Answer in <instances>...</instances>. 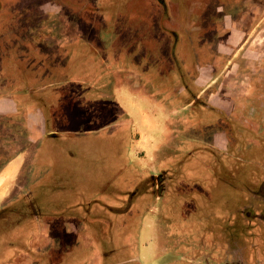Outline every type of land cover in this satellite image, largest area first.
<instances>
[{"label":"rangeland","instance_id":"obj_1","mask_svg":"<svg viewBox=\"0 0 264 264\" xmlns=\"http://www.w3.org/2000/svg\"><path fill=\"white\" fill-rule=\"evenodd\" d=\"M55 1L57 5L63 7L61 10L75 11L83 9V13L73 17V12L69 15L60 12L56 15L57 19L61 18L59 21L33 22V20L31 23L28 22L27 18L26 20H19L17 16L9 15L0 21V28L10 31L20 28L27 32H31L32 29L36 31L53 29L57 33L70 29L74 33L87 34L88 23L80 20L83 18V14L89 13L91 7L84 6L82 3L80 5L75 4L74 2H77L75 0ZM139 3L133 2L129 6L132 15L128 19L117 15L116 22V18L111 16L112 22L108 23V20H106L104 23L102 20L105 16H101L98 17V19L102 18L100 22L96 21L98 23L96 27L98 30H103L106 26L107 30H114L118 33L113 49L116 53L124 48L125 43H129L131 50L136 49L139 53L143 49L141 45L144 41L146 40L150 45L152 38L153 47L159 46L158 48L165 55H161L159 52L153 54V56L148 55V61L157 65L161 64L160 62H165L162 64H169L168 66L174 67L175 71L174 69L168 71L172 73L165 80L168 82L161 81L162 78L159 75L162 72L159 69L154 72L153 76L146 73L149 78H152V80H149L150 84L146 83L149 87L146 85L140 87L137 84H133L131 87L128 83L127 74L124 72L113 73L112 76L109 74L110 84L106 86L105 92L107 93L103 94V97L113 98L112 102L117 107L121 106L123 117L117 114L115 110V116H117L114 119L96 120L94 119V112H91L87 105L86 107H80L81 100L79 99L85 95L84 90H88L86 85L84 87H76L70 84L55 85L76 79L85 80L87 84H94V86H97L98 81L99 84H104L103 74L101 73H104L105 68L114 66L116 62L114 56L110 61L108 59L106 61L102 52L104 49L100 48L102 51L99 52V58H96L97 63H101V67L97 69L99 76L97 74L93 76L94 79L99 80L90 81L87 80V77L91 76L93 71L87 69V66L83 67L82 64H79L76 57L73 62L67 59L65 52L62 54H46L43 52L42 54L36 50L34 54H30L32 47L30 45H39L41 42L38 37L33 38L32 35H29L30 37H25V40H20L23 44H21L18 56L15 41L11 40L9 43H5L6 46H3L5 51H13L15 54L12 55V52H8V61L14 63V66H10L8 69L3 68L0 72L1 93L6 94L54 85L41 92L15 96L22 105L30 104L31 108L42 111L47 132L61 134L56 138L44 139L37 150L39 157L47 151L46 158L49 162L47 165L42 166L43 170L48 171V173L37 184L36 206L42 211L45 222L62 223L72 219L76 222L78 218L81 220L86 214H89L87 223H91L95 215H100L118 223L119 221L126 222V219L129 220L132 217V224L122 230L123 235L120 234L118 239L117 235L115 236L116 241L113 242V246L115 245L114 248H119V250L103 263L184 264L179 259L180 254H182L181 247H183V251L185 247L193 245L195 239L202 238L205 230H210L208 223L212 222L211 219L220 218L219 220L222 219L224 223L220 227L223 230L225 226L231 227L233 222V228H237L232 236L233 242L230 253L241 264H247V261L248 264H264L263 258L254 250H250V253L248 251L249 257L246 258V261L242 252L243 246L241 242H238V240L244 238L245 228L264 225L260 220L264 217L262 215L264 213V185L261 188L262 180L264 181V128L259 127L260 122L264 127V104H261L263 113L261 121L255 116L251 118V121L242 117L239 123L234 125L233 135L238 139V143L231 149L227 147L224 134L211 145L206 136L200 138L189 134L197 142L201 141L205 145L208 144L207 146L215 145V148L217 147L220 152L223 151V153L218 154L219 159H233L235 171L237 169L241 170V168L245 170L242 172L245 173L243 180V177H234L231 174L220 175L214 168L215 175L212 177L214 179L211 180L212 187L209 189H207V178L204 176L206 174V162H210V160H205L208 154L206 158L199 156L201 165L199 164L195 169L190 168L191 173L199 175L198 179L200 181H194V183L183 181L184 171H179L177 167L173 166L174 160L179 155L177 154L178 150L182 151L181 145L183 143L181 136L179 139L178 137L174 138V133H177L174 127H177V125L173 120H177L178 117L175 118L176 113L175 115L171 113L172 110L178 108L172 100L173 94L177 92L179 87L186 85L192 93H196L201 88H206V84H212L216 80H218L216 81L218 86L214 89V99L211 102H205L207 106H213V110H225L227 111L226 114L229 115V111L233 108L236 111L232 115L236 116L238 109L243 104L242 100L251 97L256 101L253 102V105L259 104L260 99L264 101V7L254 8L255 14H257L255 16L259 17V20H242L234 25L231 33L226 34L230 36L227 41H231V45L234 44L237 49H234V54L219 56L218 62L223 65V69H228V64L232 61L231 68L225 71L223 75L219 71L217 74L219 78L212 71L207 73V71L202 70L201 85L199 83L197 86L193 85L192 81L194 80L192 78L197 76L196 71L192 69L189 72L190 69H184L182 61L188 55H184L181 51L185 47L193 51L194 45L203 46V48H214L218 40L223 44L222 41L225 40V37L222 33L217 37L212 29H217L219 26L218 23L212 20L213 15H211L212 12H209L210 7L204 11L202 21L191 22L186 26L187 31L194 32L195 24L199 25L195 32L200 33L201 31L202 36L185 38V43L177 44L173 52L169 49H163V46L166 47L167 44L172 45L171 37H165L164 34L163 38L158 37V33L162 34L160 26L164 27L165 23L162 22L159 25L157 21H151L146 16V12L143 11V5ZM166 3L167 0H165ZM96 9V7L93 8L94 11ZM19 17L22 16L19 15ZM106 18L108 17L106 16ZM19 22L20 26L17 25ZM93 23L95 24V22ZM114 23H116V26ZM147 24L149 28L145 26ZM169 25L167 26L170 29ZM227 27L231 28V24L229 23L225 29ZM56 40L60 42L63 39L58 38ZM84 40L87 41V39ZM95 40L97 39H93L91 36L89 43L95 49H98V42H95ZM104 42L106 41L101 39L99 43L103 48L108 45ZM163 43L166 44L163 45ZM221 44L217 45L221 51H227L229 50L227 47L231 46ZM43 50H49V48L46 47ZM141 56H144V54ZM191 58L188 64L196 60L194 54H191ZM119 60L121 61V59ZM228 61L230 62L228 63ZM226 64L227 68H225ZM184 72H189L188 76L180 79ZM227 74H231V77ZM211 78L213 79L211 80ZM163 83H167L168 86L160 87ZM154 85L157 86L154 87ZM147 89H152V91ZM87 93H89L87 95L88 102H91L95 96L92 97L90 92ZM167 96L170 102L162 100L166 99ZM88 102L87 104H90ZM167 103H171L170 107ZM95 106L102 107L103 104H94L93 108ZM239 106L240 108H238ZM106 107L109 109L108 106ZM251 113L254 114V111ZM120 117L123 122L124 120L129 121L128 133H123L124 138L122 141L131 143L132 150L130 152L125 150L120 158L118 156L115 158L114 155H117L118 150L115 149L113 143L118 141L109 136L113 137L114 132H122V129L118 127L103 131L102 129L111 123H119ZM234 119L236 120V118ZM146 120L151 122L152 128H148L149 124H146ZM169 121L172 122L170 126L173 128V134H168L164 139V126H167ZM210 123H214V121ZM201 125L202 128L201 130L197 129V133L208 130V133H212L214 137L219 132L218 129L208 125L203 130L205 122L202 120ZM67 133H75L77 136L69 137L66 135ZM110 133L111 135H109ZM110 144L113 146L110 147ZM102 145L108 146L104 147ZM26 146L22 116L18 118L0 117V170L8 160L19 153L22 154L23 158H30L33 149L27 146L28 149L22 151ZM190 147L198 148L196 149L198 152L203 151L200 150V148H203L201 145H190ZM25 166L20 173L18 172L20 176L25 174L28 167L27 164ZM13 167L15 166H11V168ZM207 167L210 168V163ZM159 170L165 171L172 178L168 183V190L163 195V199L154 205L153 196L149 195L146 198L147 206L144 207L147 211H143L142 214L144 203L142 205L139 197L138 200L132 202V207L126 210L128 204L125 201L128 198V192L135 189V186H133L136 179H134L135 173L146 174L148 171L158 172ZM207 170L211 173V170ZM55 176L57 177L55 178ZM192 179L194 178L192 177ZM10 185L12 190H18L17 181L10 183ZM51 187L54 190L49 191ZM195 190H197L200 198ZM8 199L1 198L0 193V205ZM116 208H121L122 213L115 211ZM149 209H154V212L151 213ZM246 210L250 211V219H247L246 214L241 215ZM118 214L120 216H117ZM256 215H258V219H255ZM15 220V217H10L11 222ZM247 221H249V224H245ZM195 232H198L201 236L198 235L195 238ZM201 243L203 244V241ZM107 245L108 243L105 246ZM89 251L93 252L94 248H89ZM5 254L7 255L8 251ZM221 256L223 263H229L231 258L224 256V253H221ZM1 257L2 255H0ZM95 257L92 256V260ZM58 259L60 258H57V261ZM57 261L54 264H58ZM68 264H73V262ZM209 264H220V261L209 262Z\"/></svg>","mask_w":264,"mask_h":264},{"label":"crops","instance_id":"obj_2","mask_svg":"<svg viewBox=\"0 0 264 264\" xmlns=\"http://www.w3.org/2000/svg\"><path fill=\"white\" fill-rule=\"evenodd\" d=\"M64 1L67 2L70 0H64ZM178 1L179 0H167V3L165 4V0L163 1L160 0V3L159 2L157 3L156 0H77V2H74L75 4L80 5V3H82L84 4V6L88 5L91 7L89 13L83 14V18L80 20L88 23L87 34L84 33L80 34V32L74 33V31L70 29L57 33L53 29H45L40 31H36L35 29H32L31 32H27L20 28H17L12 31L7 30L5 28H0V70L1 69L3 70V68L8 69L10 66H14V63H10L8 61V52H12V55L14 52L5 51L3 48V46H6L5 43H9V41L11 40L15 41L17 47L16 54L18 56L21 44H23L20 42V40L23 41L25 40V37H30L29 35H32L33 38L38 37L39 39H41V42L39 45H34V46L31 42L32 45L30 46L32 47L30 54L32 53L34 54L36 50L42 54L43 52L46 54L47 53L62 54L63 52H65V54L67 55L66 56L67 59H70L73 62L74 58L76 57L77 58L76 61H78L79 64H83L84 62L88 63L90 61L93 62V60L96 61V58L95 57L92 58L90 54L101 52L102 50H100V48H102L104 49L102 52L105 55L103 57L106 59V61L107 59L110 61L112 56H114L115 58L114 60H116V62L114 61L115 62L114 66L110 68H105L104 71L110 74V76H112L113 73L124 72L127 74L129 81L128 83L129 85H131V87L133 84H137V86L141 87L146 85L147 82L150 84L149 80L150 79L152 80V78H149L146 75V73L147 74L150 73V75L153 76L154 72H156L159 69V71L161 70L160 72H162L159 75L162 78L161 81H165L167 77H169L172 74L171 72L168 71H170V69L171 70L174 69L175 71V68L168 66L169 64L168 65L162 64L165 62H160L161 64H159L160 65L159 67V65L148 61V55L153 56V54H156L157 52H159L161 55H165L163 51H160L158 46L153 47L154 43L152 38L150 40V45L149 42H147L146 40L144 41V43L141 45L143 49L139 51V53H137L136 49L131 50L129 43H125L124 48L122 50H118V52L116 53V51H114L113 49L115 42L117 40L118 33L114 32V30H110V31L107 30L106 26L103 30L102 29L98 30V28L96 27L98 23H96V21L100 22V19H102V18L98 19V17L105 16L103 17L104 23L106 20H109L108 18H110L111 16H114L116 18L115 22L118 18L117 15L121 17L124 16L128 19L129 16L132 15L129 6L133 2H140L139 4L143 5V11L146 12V16L149 17L153 22L157 21L159 25H161L162 22L165 23V21L169 20L168 6L176 5V4L181 9V12L184 11L185 13V11H189V13L192 16H194L195 20L198 19V21H202L203 19L202 15L204 12L202 11L203 12L202 13L199 9L200 6L201 7L207 6L206 8L208 7L212 8L211 9L212 10L211 15H213L212 20L221 22L219 28H217L216 30H219L218 32H220V34L222 33V35L225 37L226 29L225 28L223 29V23H225L224 27H226L229 23H231L230 29L232 31L235 25L233 24V22L241 21L243 20L242 16L245 17V15H247L245 13L243 14L244 11L243 6L247 4L245 2H241L243 0H181L179 2ZM256 1L257 0L251 2L253 3V5H257L258 2ZM55 2H56L55 0H0V21L5 19L9 15H13L14 17L17 16L19 20H26L27 18V20H29L28 22L30 23L33 20H34L33 22L36 21L55 22L61 19L60 17L59 19H57L56 16L60 12H65L64 15H69L71 12L76 13L77 15H79V13H83L82 12L83 9L75 10V11H71L68 9L61 10V8L63 7L57 5ZM95 7L97 9L94 11L93 8ZM239 8H241V10H239ZM214 12L216 13L215 15ZM19 15H21L22 17L20 18ZM106 16L108 18H106ZM93 22H95V24ZM114 24L116 26V23ZM17 25L20 26V22ZM145 26L149 28L148 24ZM198 26L199 25L195 24V27L193 28L194 32L186 31L188 29L184 28V31H186L185 37L196 38L201 36L202 35L201 31L200 33L195 32ZM160 27H161V31L164 32V27L162 25ZM91 36L93 39H97L95 40V42H98V46H97L98 49H95V47L89 43ZM158 37L163 38L162 34L159 33H158ZM58 38H62L63 40L57 42L56 39ZM47 39L49 41L46 42L45 40ZM84 39H87V41ZM101 39L106 41L104 42V44L108 43V45H105L104 48L102 45H99ZM184 39L185 38H183V40ZM46 47H48L49 50H43V48ZM163 49L167 50L168 48H165L163 46ZM185 52L187 54L188 52L190 53V51H187V49L181 51V53H183L184 55ZM142 54H144V56H141ZM22 56L24 57V55ZM97 57L99 58V56ZM119 59H121V61ZM83 67H86V65H83ZM100 67L101 64L97 63L96 69ZM195 68H196L195 65H190L189 72H191V70ZM199 70L201 71V69ZM189 72L186 73L184 72L182 76L183 77L188 76ZM192 79H194L192 80L193 85L198 86L199 83L201 85V81H202L201 75H199L197 79H195V77ZM212 79L213 78H211V80ZM133 80L134 82H132ZM155 86L157 85H154V87ZM167 86H168L167 83H163L160 85V87H167ZM106 88H107L106 86H100V84H98L97 86H94V84H92V87H90V89H88L87 91L84 90L85 95L82 96V98L80 99L81 102L84 103L85 105L87 104L86 98L88 97L86 96L89 94L87 92H90L91 95L95 96L93 98V102L100 104L102 103L109 107L111 111L108 112L110 115L108 117L114 119L117 116V115L115 116L116 114L115 110L117 114H120L121 117H123L122 115L123 110L121 109V106L117 107L115 103L112 102L114 100L113 98L110 99L103 97V94L107 93L105 92ZM147 90L152 91V89L150 90L147 89ZM15 96L17 95H15L14 92H8L6 94L0 93V117L18 118L19 116H22L23 127L25 130L26 145L29 148L32 147L34 153L32 154V156L30 155L31 156L30 158L29 157L23 158L22 154L20 155L19 153L17 156L8 160L4 164L3 168L0 170L1 198H11V197H15L18 194L19 192L18 190L11 189L10 183H13L14 181L18 180V178L20 177L19 173L26 164L28 165L32 164L31 167L34 169V175H39L40 179H42L44 175L48 173V171L43 170L42 167L43 165H47V163L49 162L48 158H46L47 151L43 152L41 154V157H39L37 150L44 139L56 138L59 136L57 135L58 133L47 132L45 127L46 124H45L44 115L41 110L31 108L30 104L22 105L21 102L17 101ZM212 99H214L213 94L209 95L208 101L211 102ZM162 100L164 101L167 100L168 102H170L168 96L166 99H162ZM178 100L179 101H177V103H174L178 108L176 110L171 111L173 115H175V113L177 114L175 118L178 117L177 120H173V122L175 121L177 125V127H174L176 128L175 131L177 130V133H174L175 134L174 138L178 137L179 139L181 136L182 138L181 140H184L186 139L187 136L191 137L189 136V134L196 135L197 129L201 130L202 128L201 120L204 121L205 124L210 123L209 119H212V117H210L212 114L208 113L210 111L199 110L197 111L198 115L190 114L191 116H188L187 115L188 113L187 114L183 113L184 110L186 109H184L183 105L181 104L183 101L188 100L186 95L183 94ZM82 103L81 105H83ZM167 105L170 107L171 103H167ZM221 111L227 113V111L225 110H221ZM94 113L97 112L95 111ZM104 117H105L104 115L103 116L99 115L94 119L101 120ZM121 117L119 123H114V124L111 123L108 126L104 127L102 131L117 127L121 129L123 126H125L126 129L128 130L130 126L128 124L129 121L124 120L123 122ZM146 124L147 125L149 124L148 128L153 127V126L151 127L150 125L151 122H149V120H146ZM170 124H172V122L169 121V124H167V126L166 125L164 126V133H163L164 139H166L168 134L170 135L173 134L172 132L173 128L170 126ZM127 130L125 131V133H128ZM66 135L69 137L77 136V134L75 133H67ZM109 135H111V133ZM112 135L113 137L112 136L109 137L113 138V140L115 141H118L117 143H113V145L115 144V149L118 150L117 155L116 154L114 155L115 158L116 156L120 158L123 151L125 150L129 152L132 150L131 143H126L122 141L123 136L121 135V132L118 133L114 132ZM128 137L130 140V135ZM207 139L210 145L213 144V142H215V140L217 139L216 134L214 135V137L212 134L209 135ZM113 145L110 144V147ZM27 146L24 147L22 151L26 150ZM102 146L105 147L108 145H102ZM103 150L105 151V149ZM179 153H181L180 150L177 152V154ZM179 157H181L180 154L177 156V158ZM16 161L18 162L16 163ZM11 166H15V167L11 168ZM38 179H36V181ZM5 203L6 202L2 203L0 207H2L3 204ZM121 210H122L121 208L115 209V211L122 213ZM38 215L40 219L39 221L15 220L11 222L9 220H4L0 222V244H3V247L8 246V249L6 250L8 251L7 255L5 256L2 255L3 252L2 250H0L1 252L0 255H2V257L0 258V264H54V262L56 263L57 258H60L57 261L58 264H68L69 262H73V264L75 263L89 264V262L92 260V256L97 255V251L95 249L97 248L96 245L97 244L99 245L100 241H102L101 238L110 237V235L113 236L112 235L113 229H117L116 225L118 224V222H112L111 220L106 218H103L102 222L98 220L92 221L90 224L86 226L83 223H80L78 220L76 222L73 221V219L62 223L50 222V221L45 222L43 220L44 218L40 217V213H38ZM117 216H120V214H118ZM65 218H70V217H65ZM9 239L10 240L15 239L17 241L16 246L7 243ZM2 241L4 242L1 243ZM86 248L88 249L94 248V251L90 252ZM87 252L88 254L90 253L92 254L90 255V261H89V255L85 257Z\"/></svg>","mask_w":264,"mask_h":264},{"label":"flooded vegetation","instance_id":"obj_3","mask_svg":"<svg viewBox=\"0 0 264 264\" xmlns=\"http://www.w3.org/2000/svg\"><path fill=\"white\" fill-rule=\"evenodd\" d=\"M77 1V0H75ZM157 3H160V0H156ZM163 1V0H162ZM181 1V0H179ZM178 1V2H179ZM255 0H243L241 2H245L247 3L246 5H244V11L243 14H247L244 16H242V19L245 20H251V21H255V19L259 20V17H256L255 12H254V8H260V7H264V0H257L256 2H258L257 5H253L252 2ZM252 3V4H251ZM206 5V3H205ZM210 6V5H209ZM207 6H200V11L204 12L207 8ZM168 19L167 21H165V25L164 27V32H162V37L164 36L163 34L166 35V37L170 36L171 37V42L172 45L167 44V46L165 48H168L170 51H173V49L176 48L177 44H183L184 40L183 38H187L185 37V32L184 28H186V26L188 25V23L191 22H198V19L195 20L194 16H192L189 11H182L181 9L176 5H170L168 6ZM209 8V7H208ZM212 8H209V12H212L211 10ZM211 10V11H210ZM215 10V9H214ZM239 10H241V8H239ZM202 12V13H203ZM216 12V11H215ZM214 12V15L216 14ZM242 14V15H243ZM240 15V14H239ZM73 16H78L76 13H73ZM197 16V15H196ZM202 17V16H200ZM195 20V21H194ZM256 20V21H257ZM242 21V20H241ZM102 22H104V20H102ZM108 23H111L112 20L111 18H109V20L107 21ZM167 22V24H166ZM218 23V26H220L221 22H217V21H213ZM240 21L237 22H233V24H237ZM168 24H170V29L167 26ZM223 23V29L224 27ZM231 24V23H230ZM182 27V28H181ZM219 28V27H218ZM215 32V35H218L217 37H219L220 32H218L219 30H216L214 28H212ZM227 33H231V29L229 27H227V29L225 30V34ZM239 34H241L239 32ZM243 35V34H241ZM250 35V34H249ZM202 36V35H201ZM169 37V38H170ZM200 37V36H199ZM190 38V37H188ZM230 36L225 35V40L222 41L223 44H221V42L218 40L216 43V46H214V48H203V46H193V51L190 50V48L185 47L184 49H187V51H190V53L188 52V54L185 52V55L187 54L188 56L185 58L184 61H182V65L184 66V69L188 68L190 65H195V71L197 76H194L195 79H197V77H199V75H202V70L207 71V73H209L210 71H212V73H215V76H217V74L219 73V71H221L222 75L225 74L224 72L227 71L228 69H230L232 61H228V65H225L228 69H223V65L219 64L218 62V57L219 56H225V55H231L234 54L233 52L235 51L234 49H237L235 47L234 44L231 45V41H227V39H229ZM164 40V39H163ZM162 41V40H160ZM170 41V40H169ZM185 43V42H184ZM166 44V43H165ZM163 43V45H165ZM226 45V46H230L227 47L229 48V50H225V51H221L219 49V47L217 45ZM159 47V46H158ZM209 50V51H208ZM191 54H194V56L196 57L195 61H192L191 63L188 64L189 59L191 60ZM206 58H205V57ZM220 58V57H219ZM175 63V62H174ZM177 63V62H176ZM177 64H181L180 62H178ZM188 65V66H187ZM201 69V71L199 70ZM218 70V71H217ZM220 75V74H219ZM229 77H231V74H227ZM190 76V75H189ZM183 76H180V79ZM218 77V76H217ZM219 78V77H218ZM217 78V79H218ZM215 79V78H214ZM218 81V80H216ZM213 82L212 84H206V88H201L200 90H198L196 93H192L189 89L188 86L184 85L181 86L177 89V92L173 94V102L177 103V101H179L178 99H180V97L185 94L187 97V101H183L181 104L183 105L184 109V114H187L188 116H191L190 114H194V115H198L197 111H208V110H212L210 111V114H212L210 117H212V121H214L215 124L218 125V134H216V138L219 139V137L224 134L225 135V140L227 142V147L233 148L234 146H236V144L238 143V139H236L233 135L234 133V125L236 123H239V120L242 119V117L248 121H251V118H253L254 116L257 117L259 119V121H261L262 117V109H261V104H264V101L262 99H260L258 102L259 104H255L253 105V102L255 101V99H251V97H247L249 99L247 100H242L243 104L238 108L237 111V115L233 116L232 114L234 113L233 108L229 111V115L226 114L224 111L221 110H213V106H207L205 104V102H209L208 101V97L209 95L214 96L215 94V88L218 86L217 82ZM186 84V83H185ZM214 92V93H213ZM255 98V96H254ZM258 100V99H256ZM256 102V101H255ZM252 111H254V114L251 113ZM186 112V113H185ZM212 112V113H211ZM213 117H215L216 119L214 120ZM236 118V120L234 119ZM225 122V127H222V125ZM261 128H264L260 122V126ZM191 137H186V139L182 140L183 145H181V153H179L181 155V157L177 158L176 160H174V165L175 167H177V169H179V171H184L183 174V181H188L189 183H194V181H200L198 179L199 175L197 173H191L190 172V168L191 169H195L197 168V166L201 163V160L199 158L203 157L206 158L207 154L208 157L205 160H210L213 165H210V168H208V164L206 162V166H205V171L206 174H204V176L207 178V189H209L210 187H212L211 184V180L214 179L212 178L215 175V170L218 173H220V175H234L237 177H240L244 180V174L242 173L244 172V168H241V170H234V161L231 158H221L219 159L218 154L223 153V151H219V149L216 147L215 145L213 146H207L205 145V143L199 141L197 142L195 139H190ZM236 140V142H235ZM207 143V142H206ZM190 145H201L202 147L205 148V150L201 151H196V147H190ZM179 151V150H178ZM209 152L211 154H209ZM34 153V152H33ZM32 153V154H33ZM212 155V157L210 156ZM32 156V155H31ZM32 165V164H31ZM31 165L27 164V170L25 172V174L23 176H20L17 180V188H18V194L15 197H11L8 200H6V203L3 204L2 207H0V222L4 221V220H9L8 218H10L11 216L15 217V219L17 221H39V215L38 213H40V217L43 218V214L42 211L36 206V188H37V184L39 182L42 181V179L39 178V175H34V169L31 167ZM201 165V164H200ZM203 165V164H202ZM26 167V166H25ZM126 168V167H125ZM211 170V173H209V171L207 170ZM235 172V173H234ZM248 172V171H247ZM134 175V174H132ZM57 176H55L56 178ZM173 177V176H172ZM192 177L194 179H192ZM28 178V179H27ZM39 178V179H38ZM136 178V179H135ZM170 178V179H169ZM36 179H38L36 181ZM134 185L135 189L134 190H130L128 192V198L125 202H127L128 207L126 208L129 209L132 207V202L135 200H138L139 197L141 198L142 201V214L143 211H147L146 209H144L145 206H147V199L148 196H153L154 199V205L157 204V202H160L163 199V195L167 193L168 190V183L171 181V176H168V173H166L165 171L159 170L158 172H149L146 174H137L135 173L134 176ZM221 180V179H220ZM183 184V183H182ZM264 185V181L262 180V184H261V188ZM54 190L53 187H51V190ZM195 192L197 193V196L199 197V194L197 192V190H195ZM145 198V199H144ZM200 198V197H199ZM125 210V211H126ZM123 211V212H125ZM141 211V210H140ZM149 211L154 212V209H149ZM242 214H246L247 215V219H250V211L246 210L244 213ZM141 215V212H140ZM264 216V213L262 214ZM258 215H256L255 219H258L257 217ZM89 217V214H86L85 217H83L81 220L78 218V221L80 223H83L85 226L90 224L87 223V218ZM95 218V219H94ZM104 217L102 216H97L95 215L92 219V221H101L103 220ZM218 219H214L212 218V222L208 223L209 224V231L205 230V233L202 235V238H197L198 237V232H195V241L193 243V245L189 246V247H185V250L182 251L181 247V252L182 254H180L179 259L181 262H183L184 264H209V262H217L220 261V264L223 263L222 256L221 253H224V256L231 258L229 263L227 264H241L238 259H236L233 254H231V244L233 242V234L234 231L237 228H233L234 222L231 224V227H224V230L222 228H220L224 223L221 220ZM120 220V219H119ZM118 220V221H119ZM132 220L133 218L131 217L129 220L126 219V222L123 221H119V223L116 225L117 229H114L113 231V236L110 235V237H102V241H100L99 245L97 244V248L95 249L97 251V255L96 257L91 260L89 262V264H115V263H103V261H106L108 258L112 257L114 253H116L119 248H114L115 245L113 246V242L116 241V235H117V239L118 237L123 235L122 230L125 229L127 226H130L132 224ZM260 220H262V223L264 224V217L260 218ZM219 221V223H218ZM108 224V223H107ZM245 224H249V221H247ZM228 229V230H227ZM117 230V231H116ZM111 232V231H110ZM114 232L116 233L114 235ZM135 235V234H134ZM201 236V235H199ZM243 236L244 238L242 240H238V242H241L243 249V256L244 259L247 261L246 258H248L249 254L248 251L250 253V250H254L256 252H258V255L261 256L263 258V262H264V225L263 226H259V227H247L244 229L243 232ZM106 239V240H105ZM8 241V240H6ZM198 241V243H197ZM201 241H203V244L201 243ZM4 241H2L1 243H3ZM257 242V243H255ZM13 246H16L17 241L15 239H12L7 242ZM108 243V247L105 246ZM116 243V242H115ZM180 243V242H179ZM0 250H2L3 254L2 255H6L5 252L8 249V246L3 247V244H0ZM208 245V246H206ZM70 247V246H69ZM68 248V247H67ZM71 248V247H70ZM88 249V248H86ZM89 250V249H88ZM244 250V251H243ZM220 252V254H219ZM1 253V252H0ZM87 255H92L91 253L88 254V252L86 253L85 257ZM233 257V259H232ZM80 259V258H77ZM236 261V262H235ZM128 263V262H127ZM75 264H79V263H75ZM225 264V263H223ZM248 264V261H247Z\"/></svg>","mask_w":264,"mask_h":264},{"label":"trees","instance_id":"obj_4","mask_svg":"<svg viewBox=\"0 0 264 264\" xmlns=\"http://www.w3.org/2000/svg\"><path fill=\"white\" fill-rule=\"evenodd\" d=\"M90 56L92 57V58H97V56H100V54H99V52H97V53H92V54H90ZM105 56V55H104ZM94 62V63H93ZM93 62L92 61H90V62H84L82 65H86L87 66V69H89V68H91L90 70L91 71H93V74L91 75V76H88L87 77V80H90V81H97V80H99V79H94V74H97L98 76H99V73L97 72V69H96V67H97V61H94L93 60ZM100 63V62H99ZM101 64V63H100ZM93 69V70H92ZM2 71V69L0 70V72ZM96 72V73H95ZM104 73H101V74H103V81H104V84L102 85V84H100V86H108L109 84H110V77H109V74L107 73V72H105V71H103ZM79 83H82V84H79ZM60 84H70V85H73V86H76V87H84L85 85H86V87H87V89H90V87H92V85H89V84H87L86 83V81L85 80H79V79H76V80H73V81H65V82H63V83H59V84H55V85H60ZM99 84V81L96 83V85H98ZM54 85H48V86H46V87H41V88H30V89H25V90H22V91H16V92H14L15 93V95H19V94H26V93H36V92H41V91H44L45 89H48V88H51V87H53ZM0 89H1V86H0ZM92 90V89H91ZM1 93V92H0ZM87 97V96H86ZM92 97H93V95H92ZM87 100V102H88V99L89 98H86ZM80 100V99H79ZM82 103V102H81ZM81 103H80V107H82V106H85L86 107V105H87V107L89 108V110H91V112L93 111V112H97V113H94V116L95 117H97V116H99V115H104L105 117L103 118V119H111L110 117H108V116H110L109 115V111H111L110 109H108L106 106L107 105H104L103 104V106L102 107H100V106H98V107H96L95 106V108H93V106H94V104H97L96 102H93V100L91 101V102H88V103H90V104H92L91 106H90V104H84V103H82L83 105H81ZM98 104H100V103H98ZM92 107V108H91ZM208 111H212L211 109L210 110H208ZM104 113V114H103ZM208 113H210V112H208ZM213 119H214V117H213ZM210 120V119H209ZM212 120H210L209 122H211ZM207 125L208 126H211V127H214V128H218V125L217 124H215V123H207V124H205V126L203 127V130H204V128H206L207 127ZM222 127H225V122H224V124L222 125ZM123 128V129H122ZM121 129H122V132H121V135L123 136V133L125 134V131L127 130L126 129V127L125 126H123ZM212 133H208V130H204L202 133H196V136H199L200 138H202V136L204 137V136H206V138H208V136L209 135H211ZM57 135H61V134H57ZM202 135V136H201ZM124 138V137H123ZM198 149V148H197ZM200 150H205V148L203 147V148H200ZM209 154H211L210 152H209ZM211 157H212V155H210ZM210 163V165L212 166L213 165V163L210 161L209 162ZM208 162H207V164H209Z\"/></svg>","mask_w":264,"mask_h":264}]
</instances>
